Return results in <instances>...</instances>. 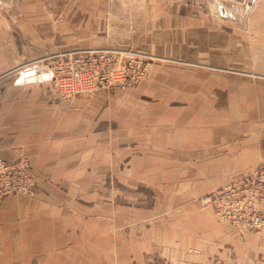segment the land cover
Wrapping results in <instances>:
<instances>
[{"label": "crops", "instance_id": "obj_1", "mask_svg": "<svg viewBox=\"0 0 264 264\" xmlns=\"http://www.w3.org/2000/svg\"><path fill=\"white\" fill-rule=\"evenodd\" d=\"M0 2L21 36L0 51V158L36 179L0 200V264H264V238L200 207L264 169V3ZM88 49L141 52L147 80L72 100L43 86L40 61ZM26 66L36 83L9 77Z\"/></svg>", "mask_w": 264, "mask_h": 264}, {"label": "built area", "instance_id": "obj_2", "mask_svg": "<svg viewBox=\"0 0 264 264\" xmlns=\"http://www.w3.org/2000/svg\"><path fill=\"white\" fill-rule=\"evenodd\" d=\"M149 61L141 53L119 50L66 52L52 56L49 80L60 99L72 100L113 89H133L149 75ZM35 174L26 156L15 161L0 158V200L9 196L33 197ZM214 218L264 238V169L234 177L201 201Z\"/></svg>", "mask_w": 264, "mask_h": 264}, {"label": "rangeland", "instance_id": "obj_3", "mask_svg": "<svg viewBox=\"0 0 264 264\" xmlns=\"http://www.w3.org/2000/svg\"><path fill=\"white\" fill-rule=\"evenodd\" d=\"M260 1H261V4L264 3V0H260ZM238 3H246V2L245 1H240ZM14 16H17L16 12L3 11V15L0 18V51L2 50L4 52H6L7 55H9V56H13V54H16L17 52H19L18 49L21 47V45H19V43H21V42H19V39L21 38V36L15 32L16 29H14V27H13L14 24L13 23H12V25H10V24L6 25L5 24L6 23V18L8 20V18L14 17ZM10 20H11V18H10ZM63 47H66V46H63ZM88 50H90V49H88ZM70 52H73V51H70ZM60 53H63V52H60ZM136 53L139 54L141 52L136 51ZM55 54H53V55H55ZM53 55H51V57ZM49 59L48 58L47 59H43L42 61H40V63H38V66L47 68V65L50 62ZM147 61H149V60L147 59ZM149 62L153 63V61H149ZM11 68H14V67H11ZM15 71H16V69H14V70L12 69L10 71V73H9V74L12 73L9 77L12 78L13 81L18 78V76H17L18 73H17V71L16 72ZM1 73L2 72H0V74ZM43 86L52 87L51 83H45V85H43Z\"/></svg>", "mask_w": 264, "mask_h": 264}, {"label": "bare ground", "instance_id": "obj_4", "mask_svg": "<svg viewBox=\"0 0 264 264\" xmlns=\"http://www.w3.org/2000/svg\"><path fill=\"white\" fill-rule=\"evenodd\" d=\"M256 2V6L255 7H259L261 5V1L260 0H255ZM1 3V2H0ZM4 7V6H3ZM2 9V7H0V10ZM255 10V9H254ZM262 10L260 9L259 12H261ZM92 51H96V50H92ZM66 52H70V51H66ZM66 52H63V53H66ZM58 54H61L60 52ZM52 57H50L49 60H51ZM35 68L34 66H26V67H23V68H20L17 70V83H19L20 85H25V84H34L36 83L37 81V75H35ZM40 77H41V82L43 84L47 83L48 82V79H49V73L47 71H44V68H42L40 70V73H39Z\"/></svg>", "mask_w": 264, "mask_h": 264}, {"label": "water", "instance_id": "obj_5", "mask_svg": "<svg viewBox=\"0 0 264 264\" xmlns=\"http://www.w3.org/2000/svg\"><path fill=\"white\" fill-rule=\"evenodd\" d=\"M1 1V0H0ZM228 1H233V0H228ZM120 14H122L123 12H119ZM40 80V79H39Z\"/></svg>", "mask_w": 264, "mask_h": 264}]
</instances>
